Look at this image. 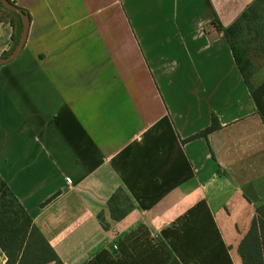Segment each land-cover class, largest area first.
I'll list each match as a JSON object with an SVG mask.
<instances>
[{"label":"crops","instance_id":"obj_1","mask_svg":"<svg viewBox=\"0 0 264 264\" xmlns=\"http://www.w3.org/2000/svg\"><path fill=\"white\" fill-rule=\"evenodd\" d=\"M10 1L29 28L0 66V178L62 264H242L264 63L249 91L214 22L253 0ZM10 19L0 6V57ZM119 188L133 209L113 221Z\"/></svg>","mask_w":264,"mask_h":264},{"label":"trees","instance_id":"obj_2","mask_svg":"<svg viewBox=\"0 0 264 264\" xmlns=\"http://www.w3.org/2000/svg\"><path fill=\"white\" fill-rule=\"evenodd\" d=\"M21 10L29 18L28 13ZM9 13L11 26L21 24L17 14ZM214 27L226 41L234 63L251 91L249 79L264 63V0H253L229 27L222 28L217 22H214ZM17 41V35L12 36L11 51ZM261 120L264 126V117ZM132 209L130 199L120 188L106 203V210L113 221L123 219ZM98 218L101 220V213ZM0 249L5 255V264H62L1 178ZM238 254L242 264H264V203L256 208L250 227L239 243ZM169 264L180 263L172 257Z\"/></svg>","mask_w":264,"mask_h":264},{"label":"water","instance_id":"obj_3","mask_svg":"<svg viewBox=\"0 0 264 264\" xmlns=\"http://www.w3.org/2000/svg\"><path fill=\"white\" fill-rule=\"evenodd\" d=\"M0 5L5 10L17 14L21 20V32L19 39L13 50L8 55L0 57V66H1L13 61L22 51L28 33L29 18L24 12H22V10L19 7H17L15 4H12L8 0H0Z\"/></svg>","mask_w":264,"mask_h":264},{"label":"rangeland","instance_id":"obj_4","mask_svg":"<svg viewBox=\"0 0 264 264\" xmlns=\"http://www.w3.org/2000/svg\"><path fill=\"white\" fill-rule=\"evenodd\" d=\"M20 32H21V24H18V26H17V33H16V35H17V40H18V38H19Z\"/></svg>","mask_w":264,"mask_h":264}]
</instances>
